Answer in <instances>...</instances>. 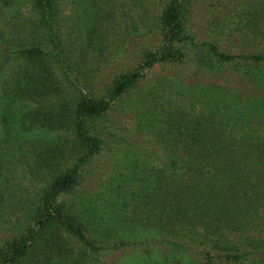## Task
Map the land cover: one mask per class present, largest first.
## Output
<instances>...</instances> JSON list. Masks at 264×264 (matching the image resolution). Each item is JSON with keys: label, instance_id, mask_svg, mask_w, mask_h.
I'll use <instances>...</instances> for the list:
<instances>
[{"label": "trees", "instance_id": "obj_1", "mask_svg": "<svg viewBox=\"0 0 264 264\" xmlns=\"http://www.w3.org/2000/svg\"><path fill=\"white\" fill-rule=\"evenodd\" d=\"M28 1L32 28L20 32L1 24L3 12L12 13L18 0H0V219L12 224V233L0 238V264H105L111 249L147 254L151 241L163 246L160 257L138 255L139 261L132 264H264V49L231 54L213 41L203 42L210 53L202 63L205 69L217 75L237 59L244 60L245 70L237 71L251 88L207 84L210 93L198 99L203 108L199 114L175 123L165 113L158 132L163 150L150 154L156 163L141 171L132 209L123 210L124 201L115 203L120 220L155 228L163 239L132 241L115 233L106 244L91 238L85 221L64 196L104 148L98 118L148 71L184 60L179 47L184 41L197 44L188 34L189 0H165L156 20L159 43L144 47L140 65L119 74L103 90L81 79L89 77L77 42L65 31L62 0ZM67 1L75 9L84 5V0ZM89 3L90 14L74 25L85 27L92 43L104 22L97 16L100 4ZM7 67L11 69L2 77ZM66 91L71 95L64 96ZM52 97L56 108L31 107L33 101ZM48 141L55 147L46 150ZM66 144L82 153L74 154L69 166L58 168L36 198L14 197L8 180L14 160L30 163L43 153L42 160L65 157ZM53 233L72 236L80 244L78 252L62 247Z\"/></svg>", "mask_w": 264, "mask_h": 264}, {"label": "rangeland", "instance_id": "obj_2", "mask_svg": "<svg viewBox=\"0 0 264 264\" xmlns=\"http://www.w3.org/2000/svg\"><path fill=\"white\" fill-rule=\"evenodd\" d=\"M89 1L84 0V5L80 4L75 9L71 2L62 0V19L67 35L78 44H75L77 54L81 52V66L89 77L87 80L81 77L82 81L98 85L103 90L119 74L140 65L144 47L159 43L160 37L155 35L159 30L157 16L165 0H96L101 6L97 16L102 17L104 24L96 33L100 40L95 38L92 43L85 34V27L76 25L79 22L74 25L77 18H85L92 11ZM18 2L19 7L16 6L12 13L3 12L1 24L10 30L23 32L29 26L32 28V13L27 7L28 0ZM187 16L188 34L195 37L197 44L184 41L179 45L186 54L184 60L156 66L127 95L112 102V107L97 120L99 125L96 129L103 134L104 148L85 166L76 188L64 196L83 218L85 231L94 240L108 244L111 242L109 238L116 234L132 241L146 236H156L158 239L152 238L155 241L163 239V234L155 232V228L135 225L129 219L120 220L115 203L124 201L123 210L132 209L130 204L138 190L139 179L143 175L141 171L144 166L151 167L156 163L150 154L163 150L158 132L165 124V113L171 114L175 123L182 118L187 120L189 114H199L203 108L198 99L210 93L207 84L225 86L230 90L247 91L251 88L248 82L240 80L242 75L237 71L245 70L244 60L237 59L224 71L221 68L217 75L205 69L202 63L210 53L203 42L213 41L221 51L231 54L256 53L264 49V0H189ZM14 26L16 29L11 28ZM84 43H88L85 50ZM10 69H4L2 77ZM69 94L66 91L63 95ZM57 97L61 98V94ZM56 102L55 97L50 100L40 98L33 101L31 107L50 104L52 109L56 108ZM1 129L0 125V134ZM46 145V150L55 147L50 141ZM66 148L68 153L65 157L52 156L42 160L43 153L31 159L30 163L14 160V165L9 167L8 178L13 196L32 200L42 194L58 168L69 166L74 154L82 153L72 145L66 144ZM11 225L0 219V238L12 233L9 230ZM56 235L62 247L78 252L80 244L72 236L53 233ZM153 244L149 243L147 254L131 248L111 249L105 256V264L115 261L132 264L139 261L138 255L158 256L163 246ZM88 263L93 264L91 260Z\"/></svg>", "mask_w": 264, "mask_h": 264}]
</instances>
